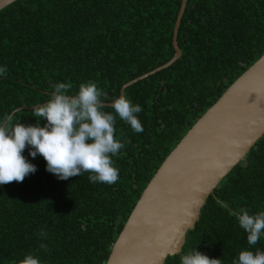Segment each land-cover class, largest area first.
<instances>
[{
    "label": "trees",
    "instance_id": "obj_1",
    "mask_svg": "<svg viewBox=\"0 0 264 264\" xmlns=\"http://www.w3.org/2000/svg\"><path fill=\"white\" fill-rule=\"evenodd\" d=\"M181 0H15L0 9V117L35 123L32 107L49 99L50 81H94L106 97L164 64L174 54L172 32ZM182 54L125 88L143 131L116 118L124 147L112 159L113 184L90 183L84 172L66 180L42 156L21 182L0 186V264L27 252L43 264H105L142 191L170 151L221 94L264 53V0H187L177 32ZM106 103H108L106 101ZM111 111L110 106H105ZM45 121L41 119L43 125ZM264 210V134L216 185L186 233L179 256L197 249L222 264L247 244L228 208ZM43 230L46 237L39 235ZM45 243L47 249L40 248Z\"/></svg>",
    "mask_w": 264,
    "mask_h": 264
},
{
    "label": "water",
    "instance_id": "obj_2",
    "mask_svg": "<svg viewBox=\"0 0 264 264\" xmlns=\"http://www.w3.org/2000/svg\"><path fill=\"white\" fill-rule=\"evenodd\" d=\"M14 1L0 0V9ZM186 3L181 0L174 22L171 59L125 82L119 95L127 86L168 67L181 56L177 32ZM22 108L32 107L17 110ZM263 134L264 53L170 151L142 191L105 264H164L167 256L178 254L208 196Z\"/></svg>",
    "mask_w": 264,
    "mask_h": 264
},
{
    "label": "clouds",
    "instance_id": "obj_3",
    "mask_svg": "<svg viewBox=\"0 0 264 264\" xmlns=\"http://www.w3.org/2000/svg\"><path fill=\"white\" fill-rule=\"evenodd\" d=\"M6 68L0 66V75ZM49 99L32 106L35 123L22 124L13 114L0 117V186L24 178L36 171V165L25 157L37 155L46 161L45 168L58 179L90 173V183L113 184L119 178V169L113 157L124 147L115 136L116 118L124 121L134 132L143 131L138 115L142 111L126 94L106 97L96 82L88 80L78 85L75 94H69L71 85L49 82ZM106 101L111 111H106ZM45 122L41 125L40 121ZM239 227L246 233L247 244L257 245L264 237V210L250 213L240 207L227 209ZM39 235L46 237L43 230ZM40 248L47 249L45 243ZM16 264H43L39 256L25 253ZM179 264H222L220 258H210L196 248L179 256ZM232 264H264V251L242 248Z\"/></svg>",
    "mask_w": 264,
    "mask_h": 264
}]
</instances>
